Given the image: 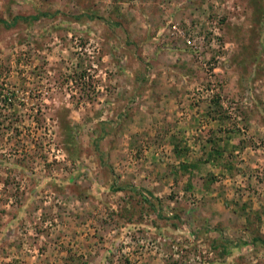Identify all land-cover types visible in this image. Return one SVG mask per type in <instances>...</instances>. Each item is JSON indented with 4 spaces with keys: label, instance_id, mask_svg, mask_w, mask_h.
I'll return each mask as SVG.
<instances>
[{
    "label": "rangeland",
    "instance_id": "1",
    "mask_svg": "<svg viewBox=\"0 0 264 264\" xmlns=\"http://www.w3.org/2000/svg\"><path fill=\"white\" fill-rule=\"evenodd\" d=\"M263 241L264 0H0V264Z\"/></svg>",
    "mask_w": 264,
    "mask_h": 264
},
{
    "label": "trees",
    "instance_id": "2",
    "mask_svg": "<svg viewBox=\"0 0 264 264\" xmlns=\"http://www.w3.org/2000/svg\"><path fill=\"white\" fill-rule=\"evenodd\" d=\"M37 18H38V16L34 17V19H37ZM18 19H20V18L18 17L15 20H18ZM263 244H264V241H263Z\"/></svg>",
    "mask_w": 264,
    "mask_h": 264
}]
</instances>
